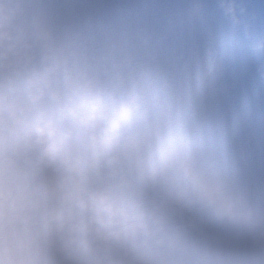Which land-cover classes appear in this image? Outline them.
Returning <instances> with one entry per match:
<instances>
[{
    "label": "clouds",
    "instance_id": "9594fccd",
    "mask_svg": "<svg viewBox=\"0 0 264 264\" xmlns=\"http://www.w3.org/2000/svg\"><path fill=\"white\" fill-rule=\"evenodd\" d=\"M0 264H264V0H0Z\"/></svg>",
    "mask_w": 264,
    "mask_h": 264
}]
</instances>
